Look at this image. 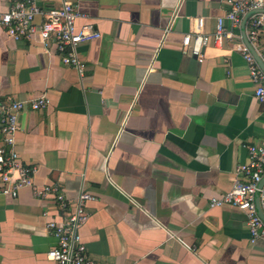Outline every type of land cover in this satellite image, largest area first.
<instances>
[{
	"label": "crops",
	"instance_id": "crops-1",
	"mask_svg": "<svg viewBox=\"0 0 264 264\" xmlns=\"http://www.w3.org/2000/svg\"><path fill=\"white\" fill-rule=\"evenodd\" d=\"M68 1L86 16L76 27L91 24L99 35L77 48L81 77L59 54L0 26V106L48 100L19 116L16 133L35 186L92 196L79 236L101 264H264V241L251 243L246 215L209 207L242 180L245 146L264 142V103L234 49L240 31L221 49L207 47L202 61L182 47L194 18L213 32L225 0ZM8 3L0 0V15ZM57 213L31 188L0 196V264H52L56 239L45 225Z\"/></svg>",
	"mask_w": 264,
	"mask_h": 264
},
{
	"label": "built area",
	"instance_id": "built-area-1",
	"mask_svg": "<svg viewBox=\"0 0 264 264\" xmlns=\"http://www.w3.org/2000/svg\"><path fill=\"white\" fill-rule=\"evenodd\" d=\"M228 11L217 17L212 33L204 31V19L194 18L192 35L182 38L183 51L204 59L207 47L221 49L235 37L239 30L238 51L248 67L254 98L264 103V46L260 37L264 31V0H225ZM78 7L63 0L56 8L44 9L38 0H9L5 12L0 15V26L13 39L37 41L42 49L61 56L64 65L73 67L81 77L85 64L77 56L79 45L97 39L99 35L91 24L80 29L76 21L85 18ZM228 24V26H227ZM151 70V69H149ZM48 100L42 96L32 101L10 100L0 106V196L16 199L23 188H31L39 199L52 202L57 209L58 221L46 223L56 245L51 247L46 258L52 264H101L89 257L85 245L80 241L79 231L89 218L87 202L92 196L83 189L74 199H69L57 184L47 183L37 188L33 182L36 168L22 161L16 149V133L19 116L27 111L44 110ZM248 161L237 167L242 180L235 179L229 191L209 201V207H231L246 215V226L251 243L264 241V142L261 145L245 146Z\"/></svg>",
	"mask_w": 264,
	"mask_h": 264
},
{
	"label": "water",
	"instance_id": "water-1",
	"mask_svg": "<svg viewBox=\"0 0 264 264\" xmlns=\"http://www.w3.org/2000/svg\"><path fill=\"white\" fill-rule=\"evenodd\" d=\"M261 67L263 68V70H264V66L261 64ZM263 182H264V179H263ZM259 214H260V216H261V218L264 220V216L260 213V211H259Z\"/></svg>",
	"mask_w": 264,
	"mask_h": 264
}]
</instances>
